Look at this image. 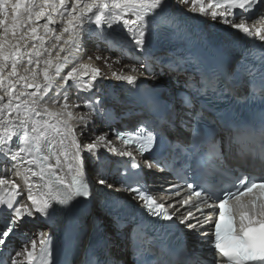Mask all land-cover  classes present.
Returning a JSON list of instances; mask_svg holds the SVG:
<instances>
[{
    "label": "snow or ice",
    "instance_id": "obj_1",
    "mask_svg": "<svg viewBox=\"0 0 264 264\" xmlns=\"http://www.w3.org/2000/svg\"><path fill=\"white\" fill-rule=\"evenodd\" d=\"M177 2L194 15L264 42V0ZM167 8L168 0H0V264H57L47 233L28 240L14 255L8 248L10 238L37 217L60 218L70 240L79 238L78 206L93 195L86 161L99 165L96 183L126 193L139 215L182 225L201 238L193 258L186 247L145 236L139 264H264V107L258 125L235 124L219 140L202 123L215 122L196 110L198 98L209 92L245 103L259 98L264 106V53L258 64H245L241 72L205 69L199 87L185 82L191 94L166 102L154 89L141 90L140 76L131 73L145 79L160 73L136 57L135 64L111 71L112 79L135 88L131 101L98 95L109 77L96 62L108 69L120 65V59L98 52L120 49L123 55L127 42L143 55L153 37L175 27ZM90 44L97 53L88 54ZM169 71L179 72V65ZM115 105L139 107L138 113L132 107L124 113L139 117L132 128H112ZM81 107L87 110L78 111ZM97 121L109 131L93 135ZM181 130L183 139L174 135ZM233 144L242 145L238 155ZM111 157L123 175L137 178L119 187L108 182L105 165ZM144 170L175 172L186 196L181 197L180 184L170 183L160 195L181 198L158 199L139 178ZM123 207L118 198L113 204L117 219ZM127 223L133 233L140 228L134 214ZM108 248L109 242L101 240L84 264H112Z\"/></svg>",
    "mask_w": 264,
    "mask_h": 264
},
{
    "label": "bare ground",
    "instance_id": "obj_2",
    "mask_svg": "<svg viewBox=\"0 0 264 264\" xmlns=\"http://www.w3.org/2000/svg\"><path fill=\"white\" fill-rule=\"evenodd\" d=\"M166 11L170 14L173 13L172 16L174 17V22L179 27V30L188 34V36L183 37V40L185 41V43H186L187 39H189L191 41L193 38L199 37V34H197L198 36L193 34V33H195L196 30H198L199 24L196 25L193 21L187 22V20H185V18H182V17L178 18L176 15V13H178L177 11L188 12L186 10V8H183V6H179L178 2L175 0H171V1L168 0V8ZM178 15L181 16L180 14H178ZM186 17H189V16H186ZM191 19L193 20L195 18L191 17ZM196 19H198V17H196ZM227 31H229V30L227 29ZM221 32L226 33V29L219 27L217 33L223 34ZM169 33L170 32L168 31L167 34H165V35L155 36L154 39L155 40L157 39L159 43L161 41L164 42V44L170 43L172 41V35ZM214 34H216V33H214ZM218 34L216 36L209 35L206 37L209 38V41L213 42L214 44H217L219 42L221 44H223V41L229 39L230 37H233V40H236L237 38H234V37L238 36V33H236V32H234V33L230 32V37H224V36H221ZM88 47L89 48L91 47V49L89 50L90 51L89 55L93 54L95 49H97L95 44H90ZM103 51H106L107 54H105V55L102 54ZM162 51H164L166 53L162 54V52L155 50V48L151 44L147 48V51L143 55H141L140 53H137L134 51V49H132L130 43L126 42L125 48L123 51V55H121L120 49H115L112 51L102 50V51H99L98 54L105 56V57H109L110 60H116L117 58H115V56H118L120 59V63L128 62L130 64H135L136 63V57H139L140 61L146 62L148 67L154 73L163 72V73H165V76L167 78L174 79L176 82H180L182 85H184L185 82L188 80H191V81L196 80L195 74L192 73L189 68H187V61L186 60H184L183 58H180V57H178L172 53H169L166 50H162ZM95 53H97V51ZM115 53H116V55H115ZM177 64L179 65V68H180L179 72L169 71V68H175ZM117 66L118 65H114L110 71L116 69ZM136 66L139 67V64H137ZM103 70H106V69H103ZM141 72H143V69H141ZM57 83H59V80H57ZM106 84H108V82H104L102 80V82L100 84V85H102V90H101L102 93L105 91H108V93L109 92H115V96H119L120 99H122V98L128 99L129 98L128 95L123 94L121 82L110 81L108 86H106ZM128 89L130 90V86ZM151 89H155V88H151ZM132 91H133V89L131 88L129 93ZM108 93H107V95H105V98H110V95ZM164 93L166 95H168L170 92H167V90H164ZM72 94H73V96H71L72 98L76 96L75 89L72 90ZM106 100H108V99H106ZM81 104H82V102H81ZM114 107H115V116L120 115L122 117L124 116V113L129 110V107H132L133 111L138 109V106H133V105H128V106L115 105ZM85 110H87V109H85ZM136 117H137L136 115L129 116V118L127 120L130 122V124H132L136 121ZM112 125H116L118 127V126H120V123L119 122L112 123ZM107 127H108L107 125L103 124L100 121H97L91 127L92 128V134L96 135V134H99L100 132L106 131ZM103 155L107 156L108 154L103 153ZM114 161H115V159L113 157H111V160L106 163V165H105V178L108 180V182L116 185L120 181V177L117 176V169L114 166ZM87 164H89V166L92 168V170L90 172V179L92 181H94L95 184H97L96 183V180H97L96 169L99 167V165H97L94 161H87ZM9 175H10V173H9ZM93 186H96V185H93ZM100 189L102 191L106 190L103 188V186H101ZM123 196H125V195H123ZM88 210L89 209L84 208L82 204L79 205V213L81 215L82 221H84L83 224L88 227L87 233L89 232V229L91 228V221L94 222V216L98 218V220L100 221V224H101V220H102L101 226L104 230V236H105L106 240L109 242L108 252H109L110 257L113 260L121 262L122 264L127 262L126 261V249H125L126 240L123 238V236L126 234L127 228L124 227V225H122L121 223H118L116 220H113L112 217L106 216L104 214H100L98 212V210L91 209V212H89V214L87 213ZM105 221H107V222H105ZM2 224H3V217L0 216V226H2ZM62 225H63V221L60 218H57L56 220H53V221H47V226L43 225L40 222V217H37L35 219H31L27 222V224L21 230L20 233H17V235L10 238V243H9L10 249L13 250L15 248L16 250H19L21 248V246L24 243H26L28 240L36 239L38 233L40 231H42V229L46 230L47 234L51 235V237L53 239V243H54L55 237H56V231ZM117 235H119L121 238L116 237ZM191 240H192V237L187 232H185L184 233V241L186 242V244L189 245ZM14 254H15V252H14ZM12 255H13V251H12Z\"/></svg>",
    "mask_w": 264,
    "mask_h": 264
},
{
    "label": "rangeland",
    "instance_id": "obj_3",
    "mask_svg": "<svg viewBox=\"0 0 264 264\" xmlns=\"http://www.w3.org/2000/svg\"><path fill=\"white\" fill-rule=\"evenodd\" d=\"M183 8H186V7H183ZM198 17V19H196V20H191V17H188V18H190V20H188V18H185V20H187V22H191V21H193L196 25H198L199 24V27H198V30H196L195 31V33H193V34H195V35H197V34H203V37H206V36H209V35H211L212 33H216V34H213L214 36H216L218 33V30L217 31H215V30H213V26L215 27V28H219V27H216V25H211L209 22H206V25H204V24H202L204 21H203V19H200V16H197ZM205 18V17H204ZM212 21V20H211ZM213 22V21H212ZM198 23V24H197ZM219 24H222V23H219ZM209 26V27H208ZM227 27V26H226ZM221 28V27H220ZM222 28H224V27H222ZM228 28V27H227ZM228 30L229 31H231L232 33H234L235 31H234V29H231V28H228ZM200 31V32H199ZM203 31V32H202ZM215 31V32H214ZM194 35V36H195ZM219 35V34H218ZM198 36V35H197ZM213 36V37H214ZM222 36V35H221ZM154 48H155V50H158V51H160V52H162V54H164V53H166V52H164V51H162L161 49H156V47L155 46H153ZM162 48V47H161ZM163 49H165V48H163ZM165 50H167V51H169L168 49H165ZM97 51V49H95V51L93 52V53H95ZM102 54H107V52L106 51H103L102 52ZM115 55H116V53H115ZM115 58H117V59H119V57L118 56H115ZM97 63V66L98 67H103L104 69H106V70H111V69H108L107 67H106V65H104L103 64V62H101V61H97L96 62ZM119 66V65H118ZM117 66V67H118ZM161 73H163V72H161ZM164 75H165V73H163ZM166 77V76H165ZM71 96H73V94L71 93ZM92 127V126H91ZM105 222H107V221H105Z\"/></svg>",
    "mask_w": 264,
    "mask_h": 264
}]
</instances>
